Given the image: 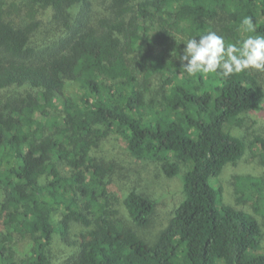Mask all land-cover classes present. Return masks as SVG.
Returning a JSON list of instances; mask_svg holds the SVG:
<instances>
[{
	"label": "trees",
	"instance_id": "1",
	"mask_svg": "<svg viewBox=\"0 0 264 264\" xmlns=\"http://www.w3.org/2000/svg\"><path fill=\"white\" fill-rule=\"evenodd\" d=\"M208 30L264 35V0H0V264H59L57 235L63 264H264V176L235 175L236 205L209 182L244 153L227 125L264 110V71H181L184 41ZM113 140L184 173L152 239L138 229L155 199L97 154Z\"/></svg>",
	"mask_w": 264,
	"mask_h": 264
},
{
	"label": "rangeland",
	"instance_id": "2",
	"mask_svg": "<svg viewBox=\"0 0 264 264\" xmlns=\"http://www.w3.org/2000/svg\"><path fill=\"white\" fill-rule=\"evenodd\" d=\"M244 122V126L240 127L234 126V128H231V126L227 125V129L230 131L232 129V133L245 139L246 147L243 155L236 162L227 163L218 177L209 179L210 184L215 188L221 184L223 201L227 205L237 204V190L245 186L244 184L241 186L235 175L251 173L264 176V167L261 166L264 163V150L259 149V144L255 143L257 137L264 139V110L249 112L244 116ZM97 154L117 162L118 179H125L124 181L149 193L155 199V207L150 224L138 229L144 238H154L166 225L183 198L182 177L184 173L180 172L177 176L168 177L155 162L125 159L119 155L115 140L103 144ZM251 204L252 201L249 200L246 206L250 212H254ZM260 204H262L261 210L264 214V202ZM255 215L262 222L264 232V216L260 213ZM75 229L78 230L76 227ZM262 245L264 248V238ZM51 250L56 257V262L63 264L64 259L71 254L72 246L66 247V244L57 235Z\"/></svg>",
	"mask_w": 264,
	"mask_h": 264
},
{
	"label": "clouds",
	"instance_id": "3",
	"mask_svg": "<svg viewBox=\"0 0 264 264\" xmlns=\"http://www.w3.org/2000/svg\"><path fill=\"white\" fill-rule=\"evenodd\" d=\"M240 29L256 33L252 16H245ZM186 47L179 56L181 71L192 76L197 73L217 74L227 78L247 69L264 71V35H248L235 43H226L225 38L214 30L186 39Z\"/></svg>",
	"mask_w": 264,
	"mask_h": 264
}]
</instances>
